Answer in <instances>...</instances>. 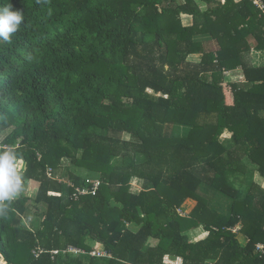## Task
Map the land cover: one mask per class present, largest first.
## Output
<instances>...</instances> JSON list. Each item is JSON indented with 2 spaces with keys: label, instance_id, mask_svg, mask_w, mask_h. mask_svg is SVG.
<instances>
[{
  "label": "trees",
  "instance_id": "obj_1",
  "mask_svg": "<svg viewBox=\"0 0 264 264\" xmlns=\"http://www.w3.org/2000/svg\"><path fill=\"white\" fill-rule=\"evenodd\" d=\"M10 2L24 20L0 41V150L38 186L0 215V264H264V15L249 0Z\"/></svg>",
  "mask_w": 264,
  "mask_h": 264
},
{
  "label": "clouds",
  "instance_id": "obj_2",
  "mask_svg": "<svg viewBox=\"0 0 264 264\" xmlns=\"http://www.w3.org/2000/svg\"><path fill=\"white\" fill-rule=\"evenodd\" d=\"M24 20L23 12L13 10L9 0L0 7V41L9 42ZM22 160L15 147L0 150V215L8 208V202L16 199L23 191Z\"/></svg>",
  "mask_w": 264,
  "mask_h": 264
},
{
  "label": "rangeland",
  "instance_id": "obj_3",
  "mask_svg": "<svg viewBox=\"0 0 264 264\" xmlns=\"http://www.w3.org/2000/svg\"><path fill=\"white\" fill-rule=\"evenodd\" d=\"M180 1V0H178ZM199 39H201L204 43V47L206 49H212L215 47V43L214 42H211V40H208L205 36H200ZM198 56L197 55H194V56H191L190 59H197ZM254 59L255 61L258 62H261V55L260 53H254ZM237 76L235 74H232L230 75L228 78L230 79H234V81H238ZM261 115H264V110H261L260 111ZM165 130L168 132L169 130H171V127L167 126L165 127ZM3 134L0 135V139L2 138ZM124 138H128V134H123L122 135ZM222 141H225L226 139H228V134H224L222 135ZM255 177L254 173L252 171L248 172L247 174V180H250L251 178ZM136 183L135 182H132L131 184V190L132 191H136V189H138L136 187ZM263 185H264V181H263ZM37 186H38V183L33 181V180H29L26 182L24 188H23V193L27 196H34L35 192H36V189H37ZM136 188V189H135ZM140 188V187H139ZM195 204V201L191 200V199H186L183 204L180 206L179 208V212L182 213L183 215H185L186 213L189 212V210H191V208L194 206ZM42 208V206L40 207ZM40 220V218H37L36 223H38V221ZM32 222H35L34 219L31 220ZM203 235V230L201 229V227H198L196 229H193L191 231V236L192 238H197V237H200ZM241 240V239H240ZM242 241V240H241ZM150 243H155V241H151Z\"/></svg>",
  "mask_w": 264,
  "mask_h": 264
},
{
  "label": "built area",
  "instance_id": "obj_4",
  "mask_svg": "<svg viewBox=\"0 0 264 264\" xmlns=\"http://www.w3.org/2000/svg\"><path fill=\"white\" fill-rule=\"evenodd\" d=\"M235 1H237V0H235ZM249 1L260 11V13L262 15H264V0H249ZM223 73L228 74L227 71H224ZM97 186H98V181L94 182L93 187L96 188ZM180 214H182V213H180ZM230 230L234 234H239V226H237V225L231 227ZM42 251H43L42 249H37L36 251H33V252H34L35 256H37ZM254 251L259 257L264 258V244L263 243H261V242L256 243L255 247H254ZM57 252H58L57 250H52L51 254L54 255ZM63 252L78 254V253H82L83 250H81L80 248L74 247V246H68ZM89 254L91 256H96V257L108 256V254L106 253V251L102 248V246L100 244H96L94 246V249L92 251H90Z\"/></svg>",
  "mask_w": 264,
  "mask_h": 264
},
{
  "label": "crops",
  "instance_id": "obj_5",
  "mask_svg": "<svg viewBox=\"0 0 264 264\" xmlns=\"http://www.w3.org/2000/svg\"><path fill=\"white\" fill-rule=\"evenodd\" d=\"M211 42H213V41H211ZM232 74H235L237 77V80L238 81H243V74H242V71L240 70V69H236V70H232V71H229L228 72V77L230 76V75H232ZM230 80H234V79H231L230 78ZM136 187L138 188V189H136V191H139V185H136ZM135 191V190H134ZM188 199H190V198H188ZM192 200V199H191ZM194 201V200H193ZM4 264H5V262H4Z\"/></svg>",
  "mask_w": 264,
  "mask_h": 264
},
{
  "label": "water",
  "instance_id": "obj_6",
  "mask_svg": "<svg viewBox=\"0 0 264 264\" xmlns=\"http://www.w3.org/2000/svg\"><path fill=\"white\" fill-rule=\"evenodd\" d=\"M3 259V257H2V255L0 254V260H2Z\"/></svg>",
  "mask_w": 264,
  "mask_h": 264
}]
</instances>
